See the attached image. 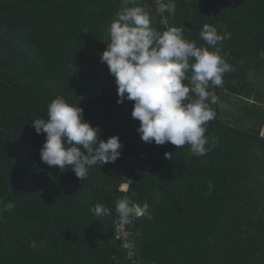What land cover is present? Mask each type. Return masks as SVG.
Instances as JSON below:
<instances>
[{
	"label": "trees",
	"instance_id": "obj_1",
	"mask_svg": "<svg viewBox=\"0 0 264 264\" xmlns=\"http://www.w3.org/2000/svg\"><path fill=\"white\" fill-rule=\"evenodd\" d=\"M164 1L172 11L137 0L155 32L181 28L198 47L207 46L204 24L231 33L221 55L234 71L222 86L209 85L218 100L204 156L187 144L142 141L134 102L117 103L100 54L122 0H0V264H264V117L248 125L264 113L255 80L264 81V0ZM58 96L82 107L100 139L118 135L123 145L114 163L93 166L84 181L41 160L46 135L32 120L47 119ZM235 100L240 106L229 111ZM225 111L239 113V124ZM124 197L149 204L132 227L136 260L113 235L115 201ZM98 203L111 214L90 212Z\"/></svg>",
	"mask_w": 264,
	"mask_h": 264
},
{
	"label": "clouds",
	"instance_id": "obj_2",
	"mask_svg": "<svg viewBox=\"0 0 264 264\" xmlns=\"http://www.w3.org/2000/svg\"><path fill=\"white\" fill-rule=\"evenodd\" d=\"M122 3L124 7L108 28L107 48L100 54L101 63L107 64L118 86L117 103L134 102L132 117L140 122L137 131L142 141L171 143L178 149L187 144L192 155H206L211 150L206 125L216 115L210 104L218 100L209 85L222 86L224 74L234 71L225 58L227 53L221 55L222 42L230 39L231 33L226 26L221 33L216 26L204 24L199 36L207 46L198 47L195 41L184 38L181 28L155 32L147 11L137 5V0ZM155 3L156 0L146 9L157 10ZM130 4L134 6L129 7ZM169 6L168 11H172L173 6ZM260 55L264 57V51ZM32 127L38 134L46 135L40 150L42 162L58 166L61 172L71 170L81 181L93 166L114 163L121 156L120 137L100 139L99 126L86 121L80 105H72L62 96L48 104L47 119H33ZM173 158V152L165 153V159ZM127 187L122 186V190ZM208 187L213 185L209 183ZM148 209L147 201L142 206L128 197L115 201L122 223L145 215ZM89 211L97 217L111 214L108 207L99 203Z\"/></svg>",
	"mask_w": 264,
	"mask_h": 264
},
{
	"label": "built area",
	"instance_id": "obj_3",
	"mask_svg": "<svg viewBox=\"0 0 264 264\" xmlns=\"http://www.w3.org/2000/svg\"><path fill=\"white\" fill-rule=\"evenodd\" d=\"M156 7L159 13H165L169 9V4L164 0H156ZM136 218H131L130 222L122 223L119 220V217L115 221L113 234L114 236L120 240L122 248L126 251L127 259H135V236L134 231L132 230V226L134 225Z\"/></svg>",
	"mask_w": 264,
	"mask_h": 264
},
{
	"label": "rangeland",
	"instance_id": "obj_4",
	"mask_svg": "<svg viewBox=\"0 0 264 264\" xmlns=\"http://www.w3.org/2000/svg\"><path fill=\"white\" fill-rule=\"evenodd\" d=\"M255 80L257 81L258 87L261 89V93H263V91H264V81H263V79H261V80L260 79H255ZM260 83H262V84H260ZM263 99H264V97H263ZM235 102H236V104H234V105L233 104L228 105L229 111L232 110L234 107H237L238 108L240 106V103H238L237 100H235ZM262 105L264 106V100L262 101ZM225 112H226L227 115L231 116V118L233 119V122L234 123L239 124V117H238V116H240L239 113L237 115H234L235 117H233V114L228 113L227 111H225ZM254 114L257 115L258 118L257 119H254V121H252V122H250L248 124L250 127H253L254 124H256L259 120L261 121L262 118L264 117V113H261L258 110H257V112H254ZM256 126L259 128L258 125H256ZM261 133L264 135V125L261 128ZM12 205H13V203H6L5 204V207L6 208H11Z\"/></svg>",
	"mask_w": 264,
	"mask_h": 264
}]
</instances>
